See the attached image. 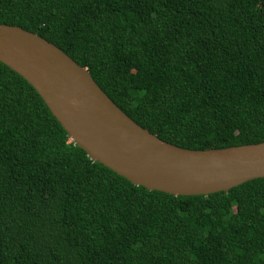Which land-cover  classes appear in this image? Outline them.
I'll return each mask as SVG.
<instances>
[{"label":"trees","instance_id":"trees-1","mask_svg":"<svg viewBox=\"0 0 264 264\" xmlns=\"http://www.w3.org/2000/svg\"><path fill=\"white\" fill-rule=\"evenodd\" d=\"M0 24L168 144L264 142V0H0ZM0 264H264V178L207 196L134 186L0 63Z\"/></svg>","mask_w":264,"mask_h":264},{"label":"water","instance_id":"water-1","mask_svg":"<svg viewBox=\"0 0 264 264\" xmlns=\"http://www.w3.org/2000/svg\"><path fill=\"white\" fill-rule=\"evenodd\" d=\"M0 63L32 87L91 161L134 186L207 196L264 178V142L202 151L168 144L124 115L84 68L32 33L0 24Z\"/></svg>","mask_w":264,"mask_h":264}]
</instances>
